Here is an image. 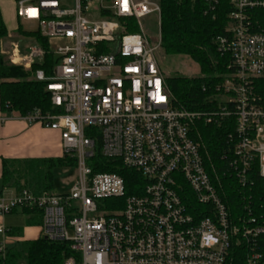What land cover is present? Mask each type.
<instances>
[{
	"label": "built area",
	"instance_id": "built-area-1",
	"mask_svg": "<svg viewBox=\"0 0 264 264\" xmlns=\"http://www.w3.org/2000/svg\"><path fill=\"white\" fill-rule=\"evenodd\" d=\"M202 1L213 19L223 6L226 24L214 47L228 60L211 87L212 106L194 112L169 99L157 58L159 0H15L17 18L34 23L27 32L46 46L7 34L0 52L27 71L46 55L57 59L50 76L33 73L57 112L12 110L0 122L14 117L58 132L77 174L67 192L1 193L0 216L38 209L42 236L69 244L62 264H231L233 247L246 249L244 264H264L260 210L251 195L233 210L223 185L228 175L244 192L258 177L264 194V0ZM150 15L156 38L141 25ZM199 123L228 130L230 159L220 175L208 163ZM94 139L103 158L141 177L132 194L120 175L93 172ZM6 248L2 240L0 252Z\"/></svg>",
	"mask_w": 264,
	"mask_h": 264
},
{
	"label": "trees",
	"instance_id": "trees-1",
	"mask_svg": "<svg viewBox=\"0 0 264 264\" xmlns=\"http://www.w3.org/2000/svg\"><path fill=\"white\" fill-rule=\"evenodd\" d=\"M159 1L161 50L169 56H186L199 67L198 76L190 77L179 73L165 76L170 102L175 107L189 111H208L212 106L211 87L218 83L220 75L225 71L224 64L228 60L221 57L214 47L215 37L223 31L226 24L223 6L218 9V14L213 19L204 15L202 0ZM262 15L264 21V13ZM17 32L23 38H34L37 43L46 46L44 39L36 32L28 33L20 26ZM6 36L7 28L0 11V44ZM56 63L57 59L46 55L42 62L34 64L30 71H25L21 66L7 62L0 52L1 111L17 110L23 115L33 109H39L43 113L57 112L46 90V82L29 78L37 69H42L46 76H50L52 67ZM204 85L205 89H203ZM198 130L207 153L208 163L214 172L220 175L221 170L228 167L230 159L231 144L227 138L228 130L214 123L208 125L199 123ZM94 142L95 160L94 164H90L93 172H114L120 175L125 182L128 195L132 194L134 184H140L141 177L136 172L123 167L120 162L103 158L100 155L98 140L94 139ZM75 165V160L65 154L62 157L2 159L1 179L3 187L13 188L16 192L21 189H27L33 194L53 192V169L56 166L75 167ZM223 178L226 200L230 207L233 210L238 209L242 195H251L255 208L260 210L261 219L264 220V194L261 192L258 177H255L257 179L255 187L246 188L244 192L231 185L228 175ZM17 211L28 217V224H38L42 221L40 211L34 207L15 208L9 214ZM245 253L244 247H233L230 252L231 264H244ZM71 254L68 242L50 241L41 236L36 240L22 241L7 247L4 252H0V264H62L64 258Z\"/></svg>",
	"mask_w": 264,
	"mask_h": 264
},
{
	"label": "crops",
	"instance_id": "crops-1",
	"mask_svg": "<svg viewBox=\"0 0 264 264\" xmlns=\"http://www.w3.org/2000/svg\"><path fill=\"white\" fill-rule=\"evenodd\" d=\"M0 11L7 28V34L12 35V31L17 32L18 18L14 7H9L8 0H0ZM11 114L0 109V116H10ZM62 156L63 151L58 132L43 128L36 123H26L14 117L0 122V194L14 195L17 193L13 188L3 187L2 159L24 160ZM27 221L28 217L20 211L0 216V225H4L8 230L5 237L0 234V243L4 240L7 247H10L22 241L36 240L41 237V222L28 224Z\"/></svg>",
	"mask_w": 264,
	"mask_h": 264
},
{
	"label": "rangeland",
	"instance_id": "rangeland-1",
	"mask_svg": "<svg viewBox=\"0 0 264 264\" xmlns=\"http://www.w3.org/2000/svg\"><path fill=\"white\" fill-rule=\"evenodd\" d=\"M8 1H9V7L13 6L16 11L15 0H8ZM18 22L20 28L23 31H34L36 29V25L34 23L26 22L19 19ZM141 25L145 33L150 38H156L158 33V26L156 24V18L154 15H150L142 19ZM12 38L17 40L22 39L21 35H19L18 32L16 31H12ZM154 41L155 40L153 39V42ZM8 45L9 44L7 42L6 48H8ZM3 56L5 57V60L9 62L6 54H3ZM157 58L159 61L160 69L163 72L164 76H172L175 73H179L190 77L199 75V67L190 58L186 56H169L164 54L161 48H159V50L157 51ZM29 78H33V76L31 75ZM76 174L77 173L75 167L56 166L53 169L52 191L55 193H62L69 191L70 188L75 183Z\"/></svg>",
	"mask_w": 264,
	"mask_h": 264
},
{
	"label": "water",
	"instance_id": "water-1",
	"mask_svg": "<svg viewBox=\"0 0 264 264\" xmlns=\"http://www.w3.org/2000/svg\"><path fill=\"white\" fill-rule=\"evenodd\" d=\"M44 239H46V237H43Z\"/></svg>",
	"mask_w": 264,
	"mask_h": 264
}]
</instances>
